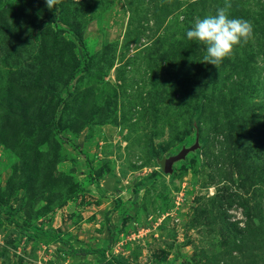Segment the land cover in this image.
<instances>
[{
	"label": "rangeland",
	"instance_id": "374dc122",
	"mask_svg": "<svg viewBox=\"0 0 264 264\" xmlns=\"http://www.w3.org/2000/svg\"><path fill=\"white\" fill-rule=\"evenodd\" d=\"M224 2L0 0V264H264V0L185 36Z\"/></svg>",
	"mask_w": 264,
	"mask_h": 264
},
{
	"label": "clouds",
	"instance_id": "9594fccd",
	"mask_svg": "<svg viewBox=\"0 0 264 264\" xmlns=\"http://www.w3.org/2000/svg\"><path fill=\"white\" fill-rule=\"evenodd\" d=\"M45 2L48 8H53L54 0ZM230 7L229 0H225L224 5L218 7L214 14L196 17L185 31L186 38L203 44L206 54L202 61L215 66L252 34L251 24L241 17L232 16Z\"/></svg>",
	"mask_w": 264,
	"mask_h": 264
},
{
	"label": "water",
	"instance_id": "95a60500",
	"mask_svg": "<svg viewBox=\"0 0 264 264\" xmlns=\"http://www.w3.org/2000/svg\"><path fill=\"white\" fill-rule=\"evenodd\" d=\"M198 147H199V142L197 140L193 145L182 148L181 151L178 152V154L170 156L167 159V162H166L167 165H165L164 170L166 172H171L172 165L174 164V162L184 159L189 152L196 150Z\"/></svg>",
	"mask_w": 264,
	"mask_h": 264
}]
</instances>
